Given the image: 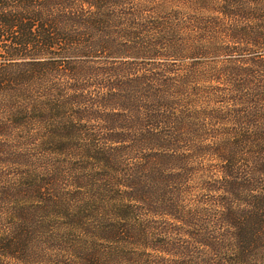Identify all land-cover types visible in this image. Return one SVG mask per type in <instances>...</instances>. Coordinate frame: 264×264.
Wrapping results in <instances>:
<instances>
[{"label": "trees", "instance_id": "obj_1", "mask_svg": "<svg viewBox=\"0 0 264 264\" xmlns=\"http://www.w3.org/2000/svg\"><path fill=\"white\" fill-rule=\"evenodd\" d=\"M142 1L158 0H0V94L19 98L21 125L33 126L48 212L72 223L52 233L67 239L55 262L264 264V0H242L245 48L229 67L242 81L215 91L199 57L210 42L196 36L211 26L207 0H187L191 12ZM210 153L225 165L221 190L242 204L186 203L180 179ZM72 182L84 195L74 205L59 195ZM6 222L0 256L30 262L28 213Z\"/></svg>", "mask_w": 264, "mask_h": 264}, {"label": "rangeland", "instance_id": "obj_2", "mask_svg": "<svg viewBox=\"0 0 264 264\" xmlns=\"http://www.w3.org/2000/svg\"><path fill=\"white\" fill-rule=\"evenodd\" d=\"M162 2L163 6L170 10L178 9L183 12L195 10L188 6L192 2L187 0H158L154 4L142 1L141 3L156 6L162 4ZM207 2L209 11L204 15L208 16L211 26L196 28V36L202 35L204 39L210 42V45L207 52H199V57L203 59V63L207 62L213 67L209 81L212 90H218L217 86L224 90H230L233 82L232 87L238 81H242V74L234 73V75H231L233 69L229 68L233 58L239 57L237 55L242 54L244 52L242 49L245 48V42L242 40V14L240 13L242 12V0H207ZM223 3L227 5L226 8H221ZM196 6L198 7V5ZM3 59L0 53V64ZM186 60L192 61L193 59L187 57ZM224 67H226V72H222L223 76L219 78L217 76L218 72L222 71ZM5 97L4 93L0 94V228L3 229L4 224L10 225L6 221H11L14 214H18L21 209H24L29 215L31 229L39 236L37 252L30 262L25 260L22 253L18 254L19 259H17V255L9 253L7 256H0V264H56L55 248L59 249L61 255H63L62 249L65 247L64 242H67V239L62 236L58 237V235L54 237L52 233L57 232L61 235L59 231L70 229L72 223H65L68 216L51 217L50 212H48L52 204L46 200V197H49L52 180L49 171L46 174L40 171V165H36L39 158L35 131L33 126L24 128L21 125L18 118V110L22 106L19 98ZM10 100L11 102H9ZM223 100L224 98L219 95H212L211 102L214 106L223 107L225 103ZM226 109L224 106V110L230 113ZM222 126L231 127L232 123L222 124L220 127ZM218 136L220 137L219 134ZM231 153L229 151L227 156H233ZM233 158L239 164H242V147ZM192 160L194 163L190 164L191 170L187 169L180 179V182L183 183L181 188L186 203L204 196L208 199L212 197L222 210L223 204L220 199L224 200L226 205L229 206L242 204L243 196L236 197L221 190L220 170L222 166H225L223 161L211 153L207 159L202 160L201 166H199L197 156L193 157ZM204 175H207V177H204ZM213 186L214 190H210ZM63 192L67 193V197H69L65 200V203L74 205L84 199L82 194V198L78 200L76 195L80 194L82 189L73 182L72 185L59 189L62 200H64ZM70 196H72V199H70ZM208 207L211 214H217L213 205ZM82 227L84 228V226ZM227 252H221L222 259L227 257L229 262L233 263L234 254L231 251ZM251 255L249 252L248 258Z\"/></svg>", "mask_w": 264, "mask_h": 264}]
</instances>
